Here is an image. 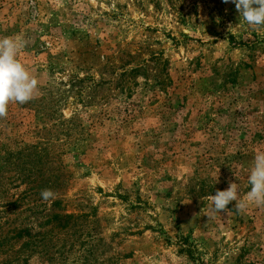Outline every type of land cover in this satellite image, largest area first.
<instances>
[{
	"label": "rangeland",
	"instance_id": "obj_1",
	"mask_svg": "<svg viewBox=\"0 0 264 264\" xmlns=\"http://www.w3.org/2000/svg\"><path fill=\"white\" fill-rule=\"evenodd\" d=\"M17 34L39 83L0 118V264H264V206L207 217L264 151V27L223 0H0Z\"/></svg>",
	"mask_w": 264,
	"mask_h": 264
},
{
	"label": "clouds",
	"instance_id": "obj_2",
	"mask_svg": "<svg viewBox=\"0 0 264 264\" xmlns=\"http://www.w3.org/2000/svg\"><path fill=\"white\" fill-rule=\"evenodd\" d=\"M223 2L233 3L239 16L248 25L264 27V0H223ZM26 45L27 41L20 34L0 37V118L7 116L10 103L24 104L38 94L37 78L17 58ZM248 182L251 189L243 199L238 197V184L231 181L226 190H217L215 195L209 196L211 214L207 216L208 219L219 213L227 214L231 202H235L234 208L238 213L245 211L250 204L264 206V151L255 153ZM41 197L47 201L55 198V193L50 189H44L41 191Z\"/></svg>",
	"mask_w": 264,
	"mask_h": 264
},
{
	"label": "trees",
	"instance_id": "obj_3",
	"mask_svg": "<svg viewBox=\"0 0 264 264\" xmlns=\"http://www.w3.org/2000/svg\"><path fill=\"white\" fill-rule=\"evenodd\" d=\"M55 218V219H54ZM54 218H53V221H55L56 219H62V220H64V219H70L69 217H67V216H54Z\"/></svg>",
	"mask_w": 264,
	"mask_h": 264
}]
</instances>
